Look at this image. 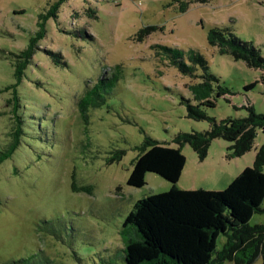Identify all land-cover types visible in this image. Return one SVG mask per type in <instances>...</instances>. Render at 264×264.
I'll return each instance as SVG.
<instances>
[{"label":"rangeland","instance_id":"1","mask_svg":"<svg viewBox=\"0 0 264 264\" xmlns=\"http://www.w3.org/2000/svg\"><path fill=\"white\" fill-rule=\"evenodd\" d=\"M58 1L0 0V152L15 145L0 167V264H127L135 231L126 217L139 199L172 186L154 172L144 186L128 185L136 146L149 137L177 147V133L212 126L189 116L204 70L184 74L156 45L208 61L217 78L215 105H201L209 118H246L250 106L264 114V69L209 42L212 29L228 28L264 57V0L192 2L186 12L180 7L190 0H64L54 8ZM147 27L156 29L139 40ZM32 44L22 69V51ZM219 85L225 92L217 97ZM233 144L215 137L203 161L184 147L201 164L203 188L224 190L254 166L264 132L257 129L243 155ZM249 224H264V213ZM227 240L221 234L217 249ZM239 257L248 259L243 251ZM252 264H263L262 256Z\"/></svg>","mask_w":264,"mask_h":264},{"label":"trees","instance_id":"2","mask_svg":"<svg viewBox=\"0 0 264 264\" xmlns=\"http://www.w3.org/2000/svg\"><path fill=\"white\" fill-rule=\"evenodd\" d=\"M63 1L59 0L54 8ZM206 1L209 0L187 1L182 4L180 11L186 12L192 2ZM44 28L43 24L41 35ZM155 29L147 27L140 30L139 40L144 38L145 33ZM209 42L219 46L222 52H232L237 59L244 60L251 67L264 69V57L259 48L253 42L241 40L228 28L212 29ZM156 47L169 55L184 74H192L197 65L204 70L205 82L195 87L196 98L200 102L188 105L189 116L209 119L212 126L207 132L177 133L172 139L177 147L149 137L136 146L138 155L128 185L142 187L146 184L147 173L154 172L170 181L172 187L168 191L139 199L126 217L124 226H133L135 231L134 237L126 241V263L216 264L225 258H234L238 264H252L260 255L264 264V224H249L255 213H264V144L257 152L254 166L245 168L224 190L182 189L177 185L187 162L183 147L191 145L203 161L209 154L212 140L222 137L234 142L232 147L235 155H243L253 148L257 129L264 132V114L257 113L250 106V116L246 118L229 117L220 121L209 118L201 105H215V100L210 99V90L213 89L211 81H217V78L210 73L208 61L195 51L184 52L164 45ZM33 48L34 44L22 51V57L25 58L21 63L22 69L32 57ZM22 73L23 70H20L19 81ZM254 85L252 83L247 88ZM218 87L220 91L217 97L225 92L222 86ZM12 100L16 108L19 102L16 92ZM82 112L85 113L84 110ZM14 147L0 152V167ZM221 234H226L228 240L222 250H218L217 241ZM240 251L246 253L248 259L239 257ZM215 254H218L217 258Z\"/></svg>","mask_w":264,"mask_h":264},{"label":"crops","instance_id":"3","mask_svg":"<svg viewBox=\"0 0 264 264\" xmlns=\"http://www.w3.org/2000/svg\"><path fill=\"white\" fill-rule=\"evenodd\" d=\"M183 149H184V147H183ZM182 151H183V153H185V155L187 157V162H186L185 168L183 170L182 176H181V178L177 184L178 187H180L182 189L203 188V186H201L197 182L198 173L201 171L200 162L190 152H185V150H182ZM190 160H191V164L189 165ZM220 173H221V169H217V170L213 171V174H216V175H219ZM171 187H172L171 185L165 184L164 191H167Z\"/></svg>","mask_w":264,"mask_h":264}]
</instances>
